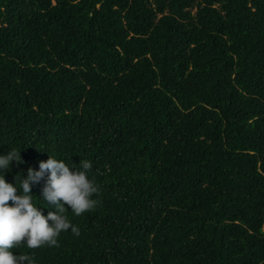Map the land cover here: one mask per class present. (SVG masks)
Segmentation results:
<instances>
[{
	"label": "trees",
	"instance_id": "1",
	"mask_svg": "<svg viewBox=\"0 0 264 264\" xmlns=\"http://www.w3.org/2000/svg\"><path fill=\"white\" fill-rule=\"evenodd\" d=\"M11 148L23 162L0 174L21 192L50 156L90 161L100 189L94 210L65 213L79 236L14 255L264 264V0H0ZM46 180L32 187L45 216Z\"/></svg>",
	"mask_w": 264,
	"mask_h": 264
},
{
	"label": "clouds",
	"instance_id": "2",
	"mask_svg": "<svg viewBox=\"0 0 264 264\" xmlns=\"http://www.w3.org/2000/svg\"><path fill=\"white\" fill-rule=\"evenodd\" d=\"M13 161L23 162L21 152L11 148L6 155L0 156V173L11 169ZM92 167L90 161L81 160L79 167L72 171L67 163L50 156L46 162H40L38 171L28 169L27 177H22L20 182L22 192L16 187L17 183H8L0 174V264H34L28 255H14L11 249L23 245L29 249L58 247L60 234L69 229L75 236L80 235L65 213L70 208L79 217L99 204L93 199L100 191L99 186L89 179ZM45 176L42 200L56 208L47 216L34 205L32 194L33 185L39 184Z\"/></svg>",
	"mask_w": 264,
	"mask_h": 264
}]
</instances>
